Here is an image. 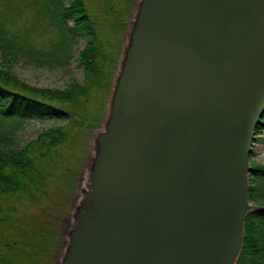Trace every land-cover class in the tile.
<instances>
[{"label": "water", "instance_id": "obj_1", "mask_svg": "<svg viewBox=\"0 0 264 264\" xmlns=\"http://www.w3.org/2000/svg\"><path fill=\"white\" fill-rule=\"evenodd\" d=\"M147 7L150 29L98 144L95 215L81 214L89 231H77L73 262L235 264L264 112V0ZM111 214L118 232L107 229Z\"/></svg>", "mask_w": 264, "mask_h": 264}, {"label": "trees", "instance_id": "obj_2", "mask_svg": "<svg viewBox=\"0 0 264 264\" xmlns=\"http://www.w3.org/2000/svg\"><path fill=\"white\" fill-rule=\"evenodd\" d=\"M85 1L0 0V264H54L50 253L58 246L57 231L31 218H16L15 204L23 198L37 202L45 195V180L59 151L82 131L96 128L102 117L116 64L114 48L102 44L98 27L103 21H121L127 0H104V13ZM99 16L104 19L98 21ZM78 38L84 42L76 60L83 71L81 83L72 81L62 89L37 87L13 72V62L20 57L36 66L65 65ZM45 118L63 124L18 146L16 132L26 121ZM263 134L264 112L253 141ZM250 167L249 175L264 181V166ZM258 191L249 186L250 201L264 199V192ZM235 264H264V207L247 213Z\"/></svg>", "mask_w": 264, "mask_h": 264}, {"label": "rangeland", "instance_id": "obj_3", "mask_svg": "<svg viewBox=\"0 0 264 264\" xmlns=\"http://www.w3.org/2000/svg\"><path fill=\"white\" fill-rule=\"evenodd\" d=\"M103 1L86 0L85 2L89 8H96L104 13ZM148 12L147 0H127L125 8L120 12L121 21L100 22L99 38L104 46L109 44L114 48L113 56L116 66L99 125L92 130L82 131L83 134H76L74 140L59 151L58 162L51 166L45 180L48 187L45 195H41L37 202H30L27 198H23L15 204L18 212L15 213L16 218H21L22 221L31 218V221L39 223L42 227H51L57 231L58 246L54 253H50L54 264H75L73 260L76 261L78 258L75 254L78 245L77 231H89V226L83 227L80 223L81 214L84 215L89 210V214L95 215L93 212L96 209L91 205L90 194L94 193L95 174L102 168L98 162V144L106 142L119 105L115 94L122 83L128 82L130 70L134 69V62L139 57L136 51L144 46L143 39L147 38L146 33L150 29L148 19L145 17ZM102 19L104 16L97 17L98 21ZM69 25L73 26V23L69 22ZM83 46V39L78 38L73 45L70 59L65 65L36 66L33 61L24 57L17 58L13 62V72L22 82L37 87L62 89L72 81L81 83L83 71L76 66V60ZM1 57L0 53V63ZM62 124L63 121L49 118L29 119L23 128L16 132V143L22 146L27 141L35 139L42 131ZM261 138V140L253 141L250 147L249 166L252 164L264 166V134ZM108 173L109 170L106 168L107 183ZM71 174L74 175L71 177ZM248 182L249 186L259 190V194L264 192V181H255V178L249 175ZM249 204L251 207H264V199L261 202L249 201ZM113 216L109 215L111 220L107 223V229L111 233L114 230L118 232L117 228L120 225V220H115ZM81 256L80 253L79 257ZM49 260L48 256L45 262Z\"/></svg>", "mask_w": 264, "mask_h": 264}]
</instances>
